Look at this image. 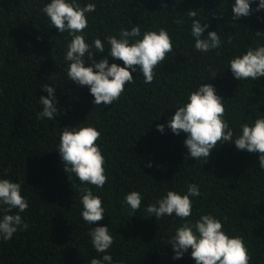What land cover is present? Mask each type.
Segmentation results:
<instances>
[{"label": "trees", "instance_id": "obj_1", "mask_svg": "<svg viewBox=\"0 0 264 264\" xmlns=\"http://www.w3.org/2000/svg\"><path fill=\"white\" fill-rule=\"evenodd\" d=\"M50 2L0 0V179L20 183L28 202L24 212H5L7 206L0 205V219L19 214L28 224L10 240L0 239V264H90L105 254L113 264H195L190 249L173 259L169 243L186 221L174 214L156 219L146 212L168 191L186 194L189 184H196L200 195L190 197L188 220L213 215L227 235L243 238L249 264H264V169L258 154L225 142L211 150L206 162L196 160L188 157L183 143L187 134L175 135L167 127L175 109L202 83L213 85L222 97L233 140L242 124L251 126L264 118V77L238 81L229 69L234 57L264 46V35L255 34H264V10L233 19L235 0H77L81 7L96 5L86 14L83 35L89 44L95 39L104 43V52L93 53L97 60L107 57L109 64L123 67L122 61L108 56L106 37L119 38L121 29L130 31L135 25L141 29L139 38L162 28L174 42L150 84L138 68L119 100L103 106L93 104L87 86L67 77L64 56L71 36L51 26L42 11ZM190 10L209 25L202 38L216 31L220 48L207 53L194 48ZM45 84L55 87L58 113L53 120L37 119L39 99L48 95ZM158 124L165 126L163 133ZM86 126L101 133L97 144L108 178L103 188L81 184L74 173H67L58 152L63 128ZM85 186L101 198L105 209L104 219L93 225L81 215L80 189ZM131 191L143 197L135 212L124 201ZM98 226H107L114 237L107 253H97L91 244L88 233Z\"/></svg>", "mask_w": 264, "mask_h": 264}, {"label": "clouds", "instance_id": "obj_2", "mask_svg": "<svg viewBox=\"0 0 264 264\" xmlns=\"http://www.w3.org/2000/svg\"><path fill=\"white\" fill-rule=\"evenodd\" d=\"M255 0H235L232 5L233 19L249 16L253 11L264 10V0H259L255 9L252 4ZM96 5L88 3L81 7L77 0H51L44 5L42 11L50 24L59 33L68 32L71 41L67 45L64 60L69 62L65 70L70 81L78 86H87L94 97V105H112L125 92V86L133 83V75L137 69L142 72L144 82L150 84L155 79V69L167 60L173 51V40L165 29L145 31L141 37L139 25L131 30L121 29L119 38L106 37L110 45L108 56L113 60L123 62V67L117 63L109 64L107 57L97 60L93 53H102L104 43L95 39L89 44L83 33L88 28L87 13L95 11ZM193 18L191 36L194 38V48L203 53L221 47V37L216 31H209L207 38H202L208 24H202L195 19V10L188 12ZM175 23L182 24V20ZM256 35H264L256 32ZM139 38V39H138ZM228 42L231 43V37ZM85 57L89 63H85ZM87 65V66H86ZM229 69L233 77L238 80H257L264 77V46L248 48L247 51L229 61ZM216 75L212 73V77ZM47 97L41 96L39 103L42 111L37 119L53 120L58 113L53 95L55 87L43 85ZM226 109L222 97L216 94L211 84L202 83L197 90L189 93L187 103L175 109L174 115L167 122V127L175 135L186 133L184 145L188 150V157L204 162L210 156L211 150L218 144L230 142L240 151L257 153L259 167L264 169V118H258L249 126L242 124L241 134L233 140V130L224 119ZM164 125L158 124L157 130L163 133ZM101 133L94 127H65L59 137L58 152L65 165L64 170L74 173L81 184L103 188L107 183L104 164L105 158L97 144ZM187 157V158H188ZM151 167V164L147 165ZM83 193L81 203L82 219L93 225L104 219L105 209L99 196L94 195L89 187L80 189ZM200 191L196 184L187 186L186 194L168 191L166 195L149 204L146 212L160 219L173 214L186 221L175 231L170 239L174 256L180 259L183 253L191 250V258L195 264H249L251 257L242 237H230L223 231V224L211 214H204L195 222L188 220L192 216V200L190 197L199 196ZM142 195L138 191H131L124 197L130 209L138 211L142 203ZM0 205L7 206L4 211L11 212L17 209L24 212L28 202L21 195V184L9 179H0ZM28 224L19 214H5L0 219V239L10 240L19 230H27ZM91 244L97 253H107L114 243V237L107 226L93 227L88 233ZM90 264H113L111 255L105 254L100 259L93 258Z\"/></svg>", "mask_w": 264, "mask_h": 264}]
</instances>
